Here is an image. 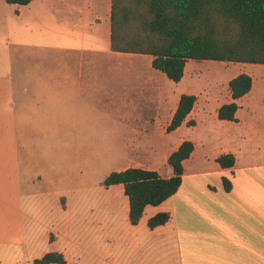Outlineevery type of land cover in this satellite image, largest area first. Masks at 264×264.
Listing matches in <instances>:
<instances>
[{"label":"crops","instance_id":"1","mask_svg":"<svg viewBox=\"0 0 264 264\" xmlns=\"http://www.w3.org/2000/svg\"><path fill=\"white\" fill-rule=\"evenodd\" d=\"M112 5L113 0H33L27 5L0 0V20L7 17L15 23L19 18L22 34L20 42L1 41L4 51L13 48L4 57V77L8 90L13 87L10 82H21V121L28 127L52 129L61 144H83L100 135H113L111 142L128 146L126 158L135 161L156 151L158 134H169L167 127L180 99L188 95L180 90L181 83L206 69L190 59L182 80L175 83L153 67L152 55L114 51ZM14 55L21 68L17 75L10 71ZM222 63L225 68L245 65ZM251 77L250 92L235 100V121L218 118L224 104L213 105L208 86L195 95L193 110L170 133L190 127L191 120L196 124L198 112H213L223 125L245 124L264 135V92L248 109L249 121L242 120L241 102L253 95ZM233 78L221 84L229 87ZM226 95L229 103L234 101L230 88ZM191 142L194 151L183 162L179 190L144 212L152 210L149 219L162 212L170 214L168 222L151 229L164 236L170 264H264V146H248L236 136L231 148L214 155L216 173L211 174L198 169L202 164L197 159L205 160L207 155L198 156L200 149ZM224 154L234 155L232 168L218 164ZM128 168L151 170L141 163ZM223 178L230 180V191L225 190Z\"/></svg>","mask_w":264,"mask_h":264},{"label":"rangeland","instance_id":"2","mask_svg":"<svg viewBox=\"0 0 264 264\" xmlns=\"http://www.w3.org/2000/svg\"><path fill=\"white\" fill-rule=\"evenodd\" d=\"M115 2L117 7L120 0ZM6 19L0 20V45L1 41L20 42V19L15 18V23ZM3 47L0 46V264H37L49 253L62 254L63 264H170L164 236L156 235L148 226L152 210L148 209L140 222L132 225L124 186L107 187V177L137 163L163 178L171 177L173 171L167 160L184 140L197 143L198 156L207 155L205 160L197 159L202 164L198 169L211 174L216 173L214 155L231 148L236 136L248 146H264L261 132L250 131L245 124L223 125L213 112L196 113V124L191 120L190 127L178 133L158 134L156 151L144 154L141 161L127 159L130 148L111 142L113 135H100L83 144H61L52 129L28 127L21 121V82H10L13 87L8 90L4 77V57L13 48L4 51ZM17 58L13 56L10 68L14 75L21 72ZM222 62L194 60L206 71L195 78L187 76L180 90L198 95L210 86L216 106L229 103V87L221 81L241 73L253 75V95L241 102L243 123L248 122V109L264 92V65L235 64L225 68Z\"/></svg>","mask_w":264,"mask_h":264},{"label":"trees","instance_id":"3","mask_svg":"<svg viewBox=\"0 0 264 264\" xmlns=\"http://www.w3.org/2000/svg\"><path fill=\"white\" fill-rule=\"evenodd\" d=\"M33 0H6L8 4L27 5ZM112 5V49L116 52L152 55L153 67L175 83L182 80L186 62L223 61L264 65V0H120ZM252 77L241 73L229 82L232 99L218 110L220 120L235 121V100L252 89ZM196 96L182 95L167 132L179 128L193 110ZM190 122V121H189ZM194 151L184 141L168 158L173 171L168 178L157 171L128 168L112 172L104 184H121L129 200V221L137 225L147 206H158L172 197L182 185L183 162ZM233 154L221 155L222 168L235 165ZM226 191L232 184L223 178ZM167 212L148 221L150 229L164 225ZM65 263L62 254L49 253L37 264Z\"/></svg>","mask_w":264,"mask_h":264}]
</instances>
